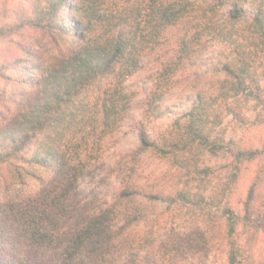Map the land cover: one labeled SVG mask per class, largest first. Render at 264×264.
I'll return each mask as SVG.
<instances>
[{
  "label": "trees",
  "instance_id": "1",
  "mask_svg": "<svg viewBox=\"0 0 264 264\" xmlns=\"http://www.w3.org/2000/svg\"><path fill=\"white\" fill-rule=\"evenodd\" d=\"M68 1L35 0L13 23L0 18V44L10 45L0 81L12 84L8 92L0 89V264H112L118 257L148 264L158 254L149 250L155 241L150 233L133 240L130 232L148 219L144 210L128 207L137 191L120 183L109 203L79 217L70 198L100 161L102 139L124 118L129 104L119 106L121 86L171 27L183 32L160 74L164 84L208 43L226 49L219 54L222 76L214 94L196 95L184 115L190 144L161 147L139 124L141 149L172 154L179 171L191 172V144L211 155L226 150L205 125L213 103L247 91L241 57L250 39L264 46V0ZM241 25L245 33L237 30ZM150 113L146 105L144 114ZM192 176L203 184L208 173L195 168ZM24 187L30 190L21 197ZM200 191L181 187L172 196L149 198L168 207L204 205ZM227 264H236L231 247Z\"/></svg>",
  "mask_w": 264,
  "mask_h": 264
},
{
  "label": "rangeland",
  "instance_id": "2",
  "mask_svg": "<svg viewBox=\"0 0 264 264\" xmlns=\"http://www.w3.org/2000/svg\"><path fill=\"white\" fill-rule=\"evenodd\" d=\"M34 1L0 0V18L13 23L19 14L31 11ZM73 3L68 1L67 5ZM62 16L69 17L65 9ZM243 28L241 25L237 30L245 33ZM182 32L179 27L168 29L161 44L141 57L137 72L121 86L122 94L118 97L123 100L119 106L126 101L129 104L124 118L102 139L100 161L79 180L69 208L78 211L76 216L72 214L75 217L96 212L117 194L120 183L121 188L127 183L137 191L128 207L144 210L148 216L132 225L131 238L136 240L150 233L156 243V248L151 246L149 250L155 253L157 249L158 254L148 264H227L230 247L236 264H264L263 45L250 39L241 57L245 64L246 93L217 100L210 108L205 133L222 142L226 147L224 152L211 155L191 144L195 164L191 172L179 171L171 162L172 154L163 156L141 149L139 124L148 139L161 147L177 144L181 148L190 144L184 115L196 95L214 94L215 82L222 76L219 54L226 49L208 43L198 47L190 60L178 66L180 70L170 83L164 84L160 74L166 71ZM9 47V43L0 44V65L6 61ZM158 83H161L159 88ZM0 89L8 92L12 84L0 81ZM146 105L152 108L148 117L144 114ZM195 168L207 171L203 184L191 180ZM181 187L191 189L192 193L201 190L206 204L168 207L149 198L172 196ZM19 190L18 195L23 197L30 189ZM211 197L221 201L214 203ZM229 227L233 228L231 234ZM140 253L143 255L145 251ZM137 263L123 257L112 261V264ZM50 264L57 261L53 259Z\"/></svg>",
  "mask_w": 264,
  "mask_h": 264
}]
</instances>
